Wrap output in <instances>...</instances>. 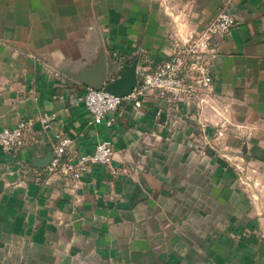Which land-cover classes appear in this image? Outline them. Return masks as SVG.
I'll return each mask as SVG.
<instances>
[{
  "label": "crops",
  "instance_id": "crops-1",
  "mask_svg": "<svg viewBox=\"0 0 264 264\" xmlns=\"http://www.w3.org/2000/svg\"><path fill=\"white\" fill-rule=\"evenodd\" d=\"M226 3L216 111L153 95L110 125L74 104L83 79L169 60ZM45 113L30 145L0 149V264H264V0H0V131ZM56 135L77 154L111 140L112 165L46 176Z\"/></svg>",
  "mask_w": 264,
  "mask_h": 264
},
{
  "label": "built area",
  "instance_id": "built-area-1",
  "mask_svg": "<svg viewBox=\"0 0 264 264\" xmlns=\"http://www.w3.org/2000/svg\"><path fill=\"white\" fill-rule=\"evenodd\" d=\"M238 19L229 10L228 3L220 9L216 19L186 42L177 44L174 55L157 65L148 61L138 66V84L133 93L126 98L115 97L105 90L88 88L75 100L76 106H83L92 116L93 123L115 124L116 115L124 100L134 102L140 109L144 102L156 95L170 107L181 103L196 105L204 110H215L216 87L212 69L220 55V43L237 27ZM58 75V73H56ZM56 119L55 114H42L37 120L22 119L14 128L0 131V149L9 154H18L33 141L32 132L36 121L44 130L50 128ZM73 140L67 136L56 135L51 145L52 160L42 169L49 177H57L65 186H77L84 182L91 168H109L115 150L113 142L105 139L90 153L77 154L72 149Z\"/></svg>",
  "mask_w": 264,
  "mask_h": 264
},
{
  "label": "water",
  "instance_id": "water-1",
  "mask_svg": "<svg viewBox=\"0 0 264 264\" xmlns=\"http://www.w3.org/2000/svg\"><path fill=\"white\" fill-rule=\"evenodd\" d=\"M140 64V59L136 58L125 64H122V68L118 73V76L113 80H108L106 72L96 79L88 78L83 79V83L94 90L100 91L105 90L108 93L119 98H126L130 96L138 84V66ZM52 160V151L39 161L37 167L44 168Z\"/></svg>",
  "mask_w": 264,
  "mask_h": 264
},
{
  "label": "rangeland",
  "instance_id": "rangeland-1",
  "mask_svg": "<svg viewBox=\"0 0 264 264\" xmlns=\"http://www.w3.org/2000/svg\"><path fill=\"white\" fill-rule=\"evenodd\" d=\"M214 108H215V107H214ZM216 110H217V108H215V111H216ZM232 162H236L237 164H239V163L241 162V160L237 158V160H234V161H232ZM243 174L245 175V171H242V172H241V175H242V176H244ZM245 176H246V175H245ZM245 176H244V177H245ZM245 179H247V178H245ZM248 182H249V181H248Z\"/></svg>",
  "mask_w": 264,
  "mask_h": 264
}]
</instances>
